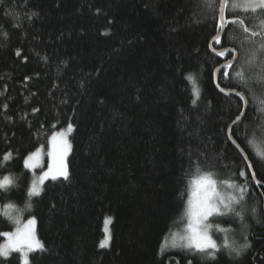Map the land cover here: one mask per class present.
Wrapping results in <instances>:
<instances>
[{
  "label": "trees",
  "instance_id": "16d2710c",
  "mask_svg": "<svg viewBox=\"0 0 264 264\" xmlns=\"http://www.w3.org/2000/svg\"><path fill=\"white\" fill-rule=\"evenodd\" d=\"M199 5L200 0L0 4V157L13 153L0 166V180L14 181L7 191L0 189V233H14L35 218L34 235L45 250L32 253L30 264H188L189 259L192 264H264V188H250L236 206L244 210L243 221L231 215L210 219L217 245L236 247L245 238L251 243L240 257L227 248L215 260L166 248L186 223L194 181L210 173L223 185L245 166L228 139L237 98L220 94L214 85L215 69L229 57L212 54L213 10ZM241 36L235 28L214 48L235 47L243 56ZM242 64L243 59L236 70ZM218 83L229 91L236 85L221 75ZM254 87L259 94V85ZM261 108L264 104L249 98L248 118L235 134L264 177V159L255 155L264 152ZM63 132L70 145V178L47 181L41 195L29 200L36 176L23 158L46 151L52 137ZM9 203L15 207L5 215ZM108 221L111 243L103 249ZM5 239L0 236V247ZM0 264H22L20 254L0 258Z\"/></svg>",
  "mask_w": 264,
  "mask_h": 264
},
{
  "label": "snow or ice",
  "instance_id": "6c2138e0",
  "mask_svg": "<svg viewBox=\"0 0 264 264\" xmlns=\"http://www.w3.org/2000/svg\"><path fill=\"white\" fill-rule=\"evenodd\" d=\"M4 0H0V4H3ZM202 9H212L213 10V21L214 30L216 35L213 37L215 43L220 44L222 42V37L229 32L235 31V28H239L242 32V36L239 39V47L243 56L240 52H237L233 56V52H236V48L233 47L231 50H221L216 51L215 55L217 57L228 56L229 59L223 62L221 68L215 69L223 78L235 79L236 85L232 87V90L226 91L225 87L220 86L217 83V87L221 93L227 96H235L236 101V112L234 118L231 119V124L228 127V139L231 140L235 149L238 150L243 160L246 162L244 169H237L234 173L235 180H226L222 183L226 184L228 188L233 189L235 194L229 195L227 198L222 197L217 191V181L212 179L211 174H207L199 181H194L197 187L192 192V197L194 199H189V224L188 231L189 235L185 237L188 243L184 246L188 250L195 252L196 254L203 255L206 259L215 260L218 252L222 248L229 249V255L235 254V257H240L244 252L251 249V243L245 238V243L233 247L231 244L225 243L224 245H217L216 241L208 234L207 229L210 227L206 223L209 217H224L231 215L234 218H239L243 221L242 208H238L245 201L246 196L249 194V189L264 188V177H259L255 166L249 160L248 153L245 148L241 146V142H238L240 138L236 137L235 129L239 128L247 120V113L249 109V98L253 104L260 103L264 104V0H241V2H233L230 5V0H200V5ZM231 10L236 15L231 18L227 16V12ZM242 10L245 15L242 18L238 12ZM32 16L35 13L31 14ZM31 17H29L30 19ZM258 21V24H252V21ZM229 25L235 26V28H229ZM251 25V26H250ZM16 27L17 25H13ZM259 28V31L255 30ZM7 36V33H3ZM261 37L260 41L254 40V37ZM258 44V47L255 45ZM17 56L21 53L19 50L16 52ZM243 59V64L240 65L241 70H236V62ZM228 69L229 71H225ZM246 73H249L246 75ZM189 81L193 80V77L189 75L187 77ZM259 85V94L257 89L254 87ZM194 95L198 98L199 91L194 89ZM196 101L193 100V104ZM7 109L8 105L3 106ZM33 111H38V109H33ZM262 116L260 117V123L258 125L261 133H264V108L260 109ZM72 126H68V130L71 131ZM62 135V134H60ZM53 142L56 140V136L52 137ZM248 146H253V140L247 139L245 137ZM255 155L260 159H264V152L255 150ZM39 156V150L35 153L29 154L24 157V167L33 168L34 165L31 163L34 158ZM13 159V153L8 151L0 157V166L6 165ZM189 167L193 165L191 160V155H189L188 161ZM199 167V165H197ZM51 179L56 181L58 179H63L64 181L69 180V173L67 167L63 164V159L61 157L60 165L48 171L44 172L39 177V186L37 181L33 180L30 185L27 195L29 200L33 196H40L43 191V183L45 180ZM236 181H239L237 183ZM14 181L9 176H4L0 180V189L5 191L8 190V186L13 185ZM264 195V193H261ZM15 206L11 203L4 205V213L7 215V209L14 208ZM30 208L31 205L28 204ZM251 214L255 216L257 214V209L253 207L251 209ZM35 223V218L28 220L27 225L23 231L17 228L15 234L11 232L0 233L7 239V243L0 247V258L8 259L12 252L21 253L22 264H30L29 253L36 250L44 251V245L38 240H35L32 236L31 226ZM110 238V237H109ZM107 241H102L100 247H106ZM175 241L173 242V247H175ZM162 254V253H161ZM163 255V254H162ZM178 264V262H176ZM188 264H192L191 259L188 260Z\"/></svg>",
  "mask_w": 264,
  "mask_h": 264
},
{
  "label": "rangeland",
  "instance_id": "374dc122",
  "mask_svg": "<svg viewBox=\"0 0 264 264\" xmlns=\"http://www.w3.org/2000/svg\"><path fill=\"white\" fill-rule=\"evenodd\" d=\"M233 2V0H231V3ZM236 2H241V0H236ZM230 3V4H231ZM241 12H243L242 10H239ZM62 134V135H60ZM59 135L56 136V140L53 142H51L50 146L48 147V149L46 151H44V149L39 150V156L34 158V160L31 162L34 167L33 168H27L30 172H32L34 174V176H36L35 181H37V184L39 186V177L46 171H48L50 168L55 169L57 168L60 163H61V157L63 159V164L67 167V161H68V157H69V153H70V145H69V141H68V135L66 132L60 133ZM201 178H198L195 181H199ZM213 179V178H212ZM51 180L50 178L48 180H45L43 185L47 182ZM42 185V187H43ZM197 185L196 183H193L192 185V192L196 189ZM231 190L230 188L227 189V185L226 184H218L217 183V191L218 193L224 197L227 198L229 195H232V193L229 191ZM38 196H33L32 198H35ZM191 199H194L192 197L191 194ZM189 205V204H188ZM189 208L190 206H188V210L185 214V225L181 227L180 230H177L173 236L171 237V240L169 242H167L166 244V248H184L185 250H188L186 247H184L188 241L187 239H185V237H187L190 233L188 231V224H189ZM217 217V216H214ZM210 219H212V217H209L208 220L206 221L207 224L210 225V227L207 229L208 234L212 237V227H211V222ZM109 224L106 227V231L108 230L109 233V237L108 239H104L103 241H107V246L103 247V249H107L110 246L111 243V221H108ZM27 225V224H26ZM26 225L21 226L19 229H21V232L23 233ZM32 228V236L33 238L36 240L35 235H34V231H33V227ZM218 232H221V230L219 229V227L215 228ZM15 234V232L13 233ZM107 234V232H105V235ZM213 239V238H212ZM214 240V239H213ZM175 241L176 246L173 247V242ZM7 239H5V244L7 243ZM102 248V247H101ZM36 252V251H34ZM34 252L29 253V258L30 255ZM15 253V252H12ZM19 253V252H17ZM20 254V258H21V253ZM22 263V260H21Z\"/></svg>",
  "mask_w": 264,
  "mask_h": 264
},
{
  "label": "water",
  "instance_id": "95a60500",
  "mask_svg": "<svg viewBox=\"0 0 264 264\" xmlns=\"http://www.w3.org/2000/svg\"><path fill=\"white\" fill-rule=\"evenodd\" d=\"M224 37V36H223ZM222 37V38H223ZM216 43L214 42V40L211 42V44H210V50H211V52H212V54H214L215 55V52L216 51H221V50H216L215 48H214V45H215ZM228 50H231V49H228ZM237 54V51L236 52H233V56H235ZM216 56V55H215ZM236 64H237V62H236ZM223 65V64H222ZM222 65L220 66V67H218V68H221L222 67ZM226 70V69H225ZM219 76H220V74L219 73H217L216 71H215V73H214V85H215V87H216V89H217V91L220 93V94H223V95H225L224 93H221L220 91H219V88L217 87V83H218V79H219ZM226 91H229V90H226ZM235 97V96H234ZM230 141V143L232 144V142H231V140H229ZM233 145V144H232ZM233 147L235 148V146L233 145ZM238 151V150H237ZM238 153L241 155V153L238 151ZM241 157H242V155H241ZM245 162V161H244ZM246 163V162H245Z\"/></svg>",
  "mask_w": 264,
  "mask_h": 264
}]
</instances>
